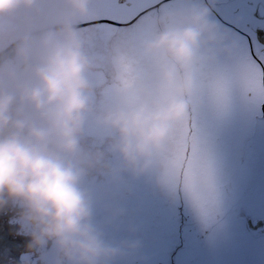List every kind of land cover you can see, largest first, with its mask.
Wrapping results in <instances>:
<instances>
[{"label": "clouds", "instance_id": "obj_1", "mask_svg": "<svg viewBox=\"0 0 264 264\" xmlns=\"http://www.w3.org/2000/svg\"><path fill=\"white\" fill-rule=\"evenodd\" d=\"M37 0H0V15ZM70 11L19 40L16 59L0 65V209L11 205L28 248H48L50 264H114L136 248L105 243L85 187L103 152L82 139L93 112V64L70 17L89 0H66ZM221 39L204 8L165 15L143 47L116 62L114 98L96 116L108 152L135 175L148 171L188 120L201 91L198 66Z\"/></svg>", "mask_w": 264, "mask_h": 264}, {"label": "rangeland", "instance_id": "obj_2", "mask_svg": "<svg viewBox=\"0 0 264 264\" xmlns=\"http://www.w3.org/2000/svg\"><path fill=\"white\" fill-rule=\"evenodd\" d=\"M106 1L111 3L101 6L94 13H92L93 7L88 6V11L93 14L89 19L75 15L70 22H77L73 24L78 26L76 29L93 64L89 74L94 85L93 112L90 114L93 119L88 118L86 121L82 143L89 152L99 151L110 156L111 161L103 159L104 167L96 166L95 168L109 170L113 175L116 173L115 185L106 193H102L104 195L101 210L93 208L94 223L102 229L105 243L116 247L121 242L112 239L110 233L118 222L119 214L122 215L121 207L125 204V202L121 204L117 202L129 199L130 209L134 205H145L147 210L146 213L133 214L134 209L130 212L125 233L134 230L133 232L136 233L134 241H138L139 244L136 248H131V251H125L130 256L119 257L114 264H264V232L254 234L251 231V226L257 230L260 228V222L264 220V165L259 172L261 183L252 181L247 184L245 179L243 180L247 172L240 158L242 154L237 156L233 153L249 149V145L245 148L241 147L242 136L245 133L244 137L258 135L260 143L258 148L264 153V66L261 63L262 71H255L252 78L237 81L233 77L234 71H230L229 68V58L233 55L229 47L233 45L230 46L229 40L225 37V31L227 29L233 31V29L216 19L214 24L221 39L208 46L213 58L202 63L207 68L206 74L210 81L200 78L197 74L201 91L193 98V108L188 120L182 128L176 129L178 137L175 138L173 147H169L160 154L148 171L135 175L124 169L115 156L106 152L107 131L95 119L114 98L116 62L121 58L133 56L139 48L143 47L154 33L151 22L154 21L158 26L160 18L167 15L168 11L172 14L204 8L207 9L210 17L212 15L210 11L217 10L218 6H216L217 0H209L212 5H209L207 0H180L172 11L164 5L146 10L145 5L156 4L159 0H141V7L136 6L138 0H133L134 3L131 6L126 4L123 6L117 0ZM218 1L225 3L223 7L229 6L231 10L229 14L237 21L236 23L245 26L247 21H254L248 11H241L248 0ZM240 1V12H234V5ZM60 5L61 3L57 1V5H52L51 8L55 9ZM34 7L37 13L46 10L43 4H35ZM31 11L32 8L21 7L12 13L0 15V50L24 33L32 32V27L43 25L44 29L48 27L47 24H52L60 18L58 16L44 23H40L44 19H36L32 22L30 20L33 18L28 17L30 20H26V15ZM138 29L140 35L136 33ZM19 31L20 33H17ZM131 32L135 33L134 43H129V39H126ZM129 44L132 51L128 50ZM227 54L229 55L228 64L224 63L223 59ZM256 54L259 56L258 49ZM254 55L248 47L236 61L243 64L246 56L254 59ZM259 58L264 62V56L261 55ZM107 62L113 65L108 66ZM206 85L208 88L205 87ZM210 85L216 86V95L213 94V90H210ZM239 86L242 88L237 89ZM202 93L206 101L204 109L208 110L212 118L220 112L219 107L235 108L225 113V115L228 114V118L219 126V133L210 143L213 146L218 145L222 153L227 148L232 152L229 157L232 162L227 163L228 168L218 164L223 162L218 160L219 153L213 156L211 162L206 158L201 160L199 155L202 151L192 142L195 135L193 122L196 115H200L199 110L203 105L199 96ZM227 96L230 98L228 99ZM203 113L206 114L205 111ZM201 120L205 125L204 117ZM253 128L256 131H253ZM88 136H90L88 140L85 139ZM235 140L238 142L236 143ZM185 145H187V151L184 149ZM222 167L223 171H221ZM92 183L90 179L87 187L90 194L93 188ZM238 187L243 188L244 197L238 198L236 194ZM233 199L235 201L229 205L228 202H232ZM169 201H171L170 208ZM182 202L185 205L184 211L180 208ZM216 208L224 210L222 222H215L218 218L214 213ZM168 209L171 214L167 212ZM200 220L204 221V226L199 224ZM261 227H263L262 223ZM123 240L125 241V238Z\"/></svg>", "mask_w": 264, "mask_h": 264}, {"label": "bare ground", "instance_id": "obj_3", "mask_svg": "<svg viewBox=\"0 0 264 264\" xmlns=\"http://www.w3.org/2000/svg\"><path fill=\"white\" fill-rule=\"evenodd\" d=\"M37 1H40V0H37ZM218 10H219V8L213 12L211 10L210 12L212 15L209 17V19L213 23L216 22L215 21L216 19L219 22L222 21L227 27L233 29V31H234L233 32L230 29H227L225 31V37L229 40L230 46L233 45V47H229L230 53L233 52L232 57L230 56V58H229L230 71L231 70L234 71L233 77L236 78V80L239 82L243 81L247 78H252L253 75L256 73L255 71H260V72L262 71L261 61L258 59V57L261 55L264 56V54H261V51H258L259 56H257V54L254 53L255 54L254 59H250L249 56H246L243 59V64L240 62H237L236 60L242 56L243 52L245 53V51L248 49V47H250V44L246 40L243 33L240 32L239 23H236L237 21H235L231 18H227L226 16L223 15L222 12H220ZM45 11H46V13H45ZM69 11H70V9H69V6L67 4H63L61 6L55 7V9L47 8L46 10H43V12H39V13H37L35 7L33 6L31 13L26 15L27 16L26 20L27 19L30 20L28 17L34 19V20L33 19L30 20L32 22H35L36 19H44V20H42V22L39 21L40 23H44L49 19L57 18L58 16H61V14L67 13ZM94 12H92V13H94ZM42 13H43V15H42ZM92 13L90 14V12L88 11V13L86 15H84V18L89 19L91 17ZM222 15H223V18H221ZM40 16H42L43 18H39ZM151 24L153 26V31H155L158 26L156 25V23H154V21L151 22ZM242 26H244V25H240L241 28H244ZM261 29H264V27ZM16 31H18V30H16ZM1 32L3 33L4 31H1ZM146 32L149 35V32L148 31H146ZM13 33H15V31ZM17 33H20V31ZM136 33L138 35H140V30L138 29V31ZM239 33L241 34V36ZM148 37H150V36H148ZM141 38H143V37H141ZM113 39L118 40L117 38H113ZM126 39H129V43H134L135 33L131 32V34H129ZM112 43L114 44V41H112ZM108 46H110V44ZM127 47H128L129 51H132L130 44ZM228 57H229V55L227 54V56L225 58H223L225 60L224 63L228 64V61H227ZM107 65L111 66L113 64L111 62H107ZM199 66H200V68H199ZM199 66H198V70H197V74L199 75V77L204 78L206 80H209L207 77V74H206V69H207L206 66L203 64H201ZM205 87L208 88V85H206ZM239 88H242V86H239L237 89H239ZM199 96H200V99L202 101L201 103L203 105H202V108L199 110L200 115L199 116L196 115V118L193 122L195 127H193V126L192 127L195 130V135H193L192 142L194 144H196L197 148L202 151V154L199 155L201 160H202V158H206L209 160V162H211V161H213V156H215L217 153H219L218 160H222L223 162L222 163L218 162V164L219 165L222 164V166L224 168H228L227 163L232 162L229 159V157L232 155V152L229 150V148H227L225 150V152L222 153L221 151H219L218 145L213 146L210 143L213 142L214 136L219 133V131H220L219 126L221 124H224V122L227 120L228 114L225 115V113L226 112L228 113V111H232L235 108H232L231 107L232 105L230 106L231 108H229V109H224V108L219 107L220 112H217L216 117L212 118L210 116L208 110L204 109L205 104H206V101L204 98V93H202ZM227 97H228V99L230 98L229 96H227ZM210 109H212V108H210ZM203 111H205L206 114H204ZM193 117H194V113H193ZM202 117H204V119H205V123H206L205 125L202 124V120H201ZM90 118H91V116L89 115V119ZM91 119H93V118H91ZM183 125L184 124H182L178 128H180V127L182 128ZM252 130L256 131L255 128H253ZM244 135L242 136L243 139H242L241 147L245 148L246 146L249 145V149H247L243 152L242 151H235L233 153L236 154L237 156H239L238 154H242V157H240V158L243 160V162H244L243 168L247 172L246 175H244L245 178H243V180L245 179L247 184H250L252 181L253 182L258 181L261 183V181L259 179V172H260V168L262 170V167L264 165V153L258 148V146L260 144L259 143V137H258V135H246L244 137ZM89 137L90 136H88L87 138H85V137L84 138L88 140ZM177 137H178V133L176 130L174 140L169 147H173V145L175 143V138H177ZM235 141H236V143L238 142L237 140H235ZM261 142H263V141H261ZM184 149L187 151V145H185ZM106 152H108V149ZM237 156H235V157H237ZM104 159L106 161H111L110 156L105 155ZM105 160H102L101 163L97 166L104 167L103 161H105ZM99 167L94 168L90 171V173L88 175V179H85V187L87 188L89 186V181L91 179L93 181V183L91 184L93 188L91 189V194H90L91 199H92V207L94 209L98 208L101 210L102 196L104 195V194L102 195V193L103 192L106 193L110 187L115 185L114 184V177L116 176V173L113 175L111 173V171L105 170V169H100ZM223 167L221 168V171H223ZM178 176L176 177V179L178 178ZM261 176H262V171H261ZM94 184H97V186H93ZM182 192H186V191H182ZM236 194H237L238 198L244 197L243 188L238 187L236 190ZM128 201H129V199H124L123 201L117 202L118 204L125 202V204L122 205V207H121L122 215L119 214V217L117 219L118 222L113 226V228L111 229L112 232L110 233V236L112 237V239L118 240L120 242L124 241L123 238H125V241L135 242L134 241V235L136 233L133 232L134 230H130L129 232L125 233V230L128 227L127 217H130V215H131L130 212L132 211V209H134L133 214H135V212H145L146 213V211H147V210H145L146 209L145 205H142V206H135L134 205V207H132V209H130L131 205L128 203ZM228 201H230V198H228ZM234 201L235 200L233 199V201L228 202V204L232 205ZM168 204H169V208H170L171 207V201H169ZM180 208L182 211L185 210V205L183 202H182V204H180ZM116 211H117V209H116ZM116 211H115V213H116ZM187 211L189 212L188 208H187ZM167 212H170L169 214H171V211L169 209L167 210ZM214 213H215V216H216V214L218 216V218L216 217L217 219L215 222H217V221L222 222L223 218H224V210L223 209L219 210V208H216V209H214ZM194 219H195V217H194ZM199 224L204 226V221L200 220ZM118 245H120V244L118 243ZM128 250L131 251V248L125 249V251H128ZM128 256H130V255L126 253L122 257L125 258Z\"/></svg>", "mask_w": 264, "mask_h": 264}, {"label": "water", "instance_id": "obj_4", "mask_svg": "<svg viewBox=\"0 0 264 264\" xmlns=\"http://www.w3.org/2000/svg\"><path fill=\"white\" fill-rule=\"evenodd\" d=\"M50 25L47 24V26ZM42 29L43 25L32 27V32L36 33ZM23 35L20 37L22 38ZM16 40L0 50V65L11 64L15 61L16 48L19 42ZM16 216L17 210L11 205H6L0 209V264H50L52 253L48 248L40 250L28 248L31 238L21 233L20 225L15 220ZM261 223L264 227V220L260 222V225Z\"/></svg>", "mask_w": 264, "mask_h": 264}, {"label": "flooded vegetation", "instance_id": "obj_5", "mask_svg": "<svg viewBox=\"0 0 264 264\" xmlns=\"http://www.w3.org/2000/svg\"><path fill=\"white\" fill-rule=\"evenodd\" d=\"M117 1L123 6H124V4H126L127 6H131L134 3L133 0H117ZM140 1L141 0H138V2H136L137 4L135 3L136 6L141 7L140 6ZM145 1H148V0H145ZM179 1L180 0H159V1L156 2V4H152L151 3V4H148V5H145L144 8L146 7L145 9L148 10L150 7L153 8L155 6H159V5L163 6L164 5L167 8L171 9V11H172V8L174 6L176 7V5H177V3ZM58 3H61V5L67 4L66 0H58ZM110 3L111 2H107L106 0H89V5L88 6L93 7L92 11L94 12L96 9L100 8L101 6L109 5ZM207 3L209 5H212V4H210L209 0H207ZM216 3H217L216 6H218V8L220 9V12H222L224 16H226L227 18L233 19L231 17V15L229 14L230 11H231V10H229V6L223 7V5L225 3L224 2H219L218 0L216 1ZM243 3H245V1H243ZM36 4H43L44 7L47 9L48 7L51 8L52 5L56 6L57 5V1H55V0H40V1H37ZM215 7H214V10H215ZM240 8H241V1L238 2V4L234 5V12H240ZM171 11H170V13H171ZM241 11H248V14L253 17L254 21H252V22L251 21H247L245 23V26H242L244 28H241L240 24H239L240 32L243 33V35L245 36L246 40L249 42L250 49L253 51V53L256 54V50L258 49V51H261V53L264 54V29H261V28L264 27V0H248L246 2V6ZM168 14H169V11H168ZM223 15L221 16V18H223ZM60 18H61V16H60ZM256 18H257V20H256ZM70 19H72V17H70ZM84 20L86 21V19H84ZM93 20H95V19H93ZM85 21H83V22H85ZM73 25H75V24H73ZM75 27L78 28V26H75ZM20 39H21V37L18 38L16 41H18ZM13 41H15V40H13ZM258 59L261 61L262 65L264 66L263 60L261 58H259V57H258ZM251 229H252L251 231L254 234H262L264 232V228L261 227V225H260V228L257 229V230L253 229L252 226H251Z\"/></svg>", "mask_w": 264, "mask_h": 264}, {"label": "snow or ice", "instance_id": "obj_6", "mask_svg": "<svg viewBox=\"0 0 264 264\" xmlns=\"http://www.w3.org/2000/svg\"><path fill=\"white\" fill-rule=\"evenodd\" d=\"M210 90H213V94L216 95L217 89L215 85H210Z\"/></svg>", "mask_w": 264, "mask_h": 264}]
</instances>
